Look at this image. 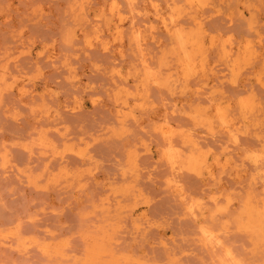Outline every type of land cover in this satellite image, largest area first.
<instances>
[{
    "label": "rangeland",
    "instance_id": "obj_1",
    "mask_svg": "<svg viewBox=\"0 0 264 264\" xmlns=\"http://www.w3.org/2000/svg\"><path fill=\"white\" fill-rule=\"evenodd\" d=\"M263 205L264 0H0V264H264Z\"/></svg>",
    "mask_w": 264,
    "mask_h": 264
},
{
    "label": "bare ground",
    "instance_id": "obj_2",
    "mask_svg": "<svg viewBox=\"0 0 264 264\" xmlns=\"http://www.w3.org/2000/svg\"><path fill=\"white\" fill-rule=\"evenodd\" d=\"M113 16H114V15H113ZM163 19H165V18H163ZM172 21H173V19H172ZM167 23H168V22H167ZM160 24H161V22H160ZM162 24H163V26H164L166 29H167V27L169 28V26H172V24H170V25H169V24H166V22H165L164 20H162ZM168 25H169V26H168ZM174 25H175V24H174ZM117 26H120V25H117ZM193 26L196 28V25H193ZM175 27H176V26H175ZM175 27L172 26V28H175ZM172 28H169V29L172 30ZM111 29H112V28H111ZM112 31H113V30H112ZM172 31H174V30H172ZM120 32H121V31H120ZM111 33H112L111 35L113 36L114 33H113V32H111ZM119 36H120V34H119ZM116 38H117V37H116ZM181 38H183V37H181ZM138 39H139V38H137V40H138ZM138 41H139V40H138ZM180 41H181V40H180ZM181 45H183V42L181 43ZM223 47H224V46H223ZM185 48H187V47H185ZM224 48H225V47H224ZM181 49H182V47H181ZM242 50H243V49H242ZM248 50H249V49H248ZM226 53H227V52H226ZM244 53H245V52H244ZM185 62H186V61H185ZM186 64H187V63H186ZM196 74H197V73H196ZM148 76H149V75H148ZM148 76H147V77H148ZM149 77H150V76H149ZM155 78H156V77H153V80H154V81H155ZM157 79H158V78H157ZM148 80L150 81V78H149ZM214 109L216 110V108H214ZM214 109L212 108V110H214ZM217 115H218V114H217ZM217 115H216V116H217ZM219 124H220V123H219ZM229 124H230V123H229ZM232 126H233V125H232ZM232 126H231V127H232ZM162 127H163V133H164L165 135H169V134H171V132H170L171 130H169L170 128L168 129V127H166L165 125L162 126ZM222 127H223V125H222ZM224 127H225V126H224ZM224 127H223V128H224ZM228 127L230 128V126H228ZM161 129H162V128H161ZM224 129H226V128H224ZM229 130H230V129H229ZM233 131H234V130H233ZM263 208H264V205H263ZM210 239H211V238H210ZM207 241H209V240H207ZM213 242H214V241H213Z\"/></svg>",
    "mask_w": 264,
    "mask_h": 264
}]
</instances>
